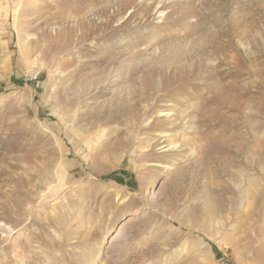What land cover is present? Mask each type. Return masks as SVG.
Masks as SVG:
<instances>
[{
    "label": "rangeland",
    "instance_id": "1",
    "mask_svg": "<svg viewBox=\"0 0 264 264\" xmlns=\"http://www.w3.org/2000/svg\"><path fill=\"white\" fill-rule=\"evenodd\" d=\"M0 264H264V0H0Z\"/></svg>",
    "mask_w": 264,
    "mask_h": 264
},
{
    "label": "bare ground",
    "instance_id": "2",
    "mask_svg": "<svg viewBox=\"0 0 264 264\" xmlns=\"http://www.w3.org/2000/svg\"><path fill=\"white\" fill-rule=\"evenodd\" d=\"M171 127V126H170ZM169 129V127L167 128ZM171 129V128H170ZM186 137H185V131H183L181 134H179V136L172 142L171 144V148H172V153L171 155H174L182 146L183 142L185 141ZM163 142L165 141H171V137H170V131L166 130V133L164 134V138L162 140ZM135 212V211H134ZM134 212H132L131 214H134ZM120 229V228H119ZM110 232V229H107V233ZM121 233V231H118L117 235H119ZM117 237V236H116ZM124 247V246H123Z\"/></svg>",
    "mask_w": 264,
    "mask_h": 264
}]
</instances>
